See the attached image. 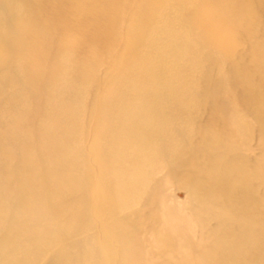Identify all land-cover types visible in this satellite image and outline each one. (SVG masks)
<instances>
[{"label": "bare ground", "instance_id": "bare-ground-1", "mask_svg": "<svg viewBox=\"0 0 264 264\" xmlns=\"http://www.w3.org/2000/svg\"><path fill=\"white\" fill-rule=\"evenodd\" d=\"M13 1L0 0V264H264V0H154L152 24L124 18L102 71L65 56L44 70L40 22ZM18 1L38 15L41 0ZM70 10L59 26L81 19ZM191 102L220 118L190 119ZM174 185L187 211L165 203Z\"/></svg>", "mask_w": 264, "mask_h": 264}, {"label": "rangeland", "instance_id": "rangeland-1", "mask_svg": "<svg viewBox=\"0 0 264 264\" xmlns=\"http://www.w3.org/2000/svg\"><path fill=\"white\" fill-rule=\"evenodd\" d=\"M56 1H57V3L59 4H57L56 3ZM63 1V2H62ZM41 0L40 1V3L39 4H37L38 5V12H37V14L38 15H35V16H31L30 15V13H29V9H30V7L26 4V3H24V2H22V1H18V0H16V1H13V2H11V3H9V2H6V5H5V8L8 10V12H9V14H11V15H13V16H15L16 18H18L19 17V19L21 18V20H29V21H33V20H39V22H40V27H39V31L42 33V35H43V43H44V46H43V50L41 51V55H39L40 57H38V59L40 60V65L42 66V68L44 69V70H48L49 68H52L53 66H55V63L56 62H59L60 60H58V59H60V58H62L63 56H65V60H64V57L62 58V60H63V62L64 63H66V64H68V65H72V66H75V67H79V66H81V65H85V64H87V63H94V64H97L98 65V68L100 69V71H102L103 69H101L100 68V66L103 68L104 66H109V64L112 62V60H113V58L116 56V54L118 53V52H120V50H121V47L120 46H122V48L124 47L123 45L124 44H122V41H123V43H124V38H126V29L124 28V26H125V24L127 23L126 21H127V19H129L128 17H130V18H133V19H135L136 21H137V27H139V28H141V27H143V26H145V25H147L146 23H151L152 24V22H150V19L151 18H149L150 16H148L149 14V11H147V7H150V6H152L153 4H154V0H133V2H132V0H125L126 2H124V0H111L110 2L109 1H107V0H105L106 1V3H105V1L104 0H102V2L100 1V0H72L73 1V4L71 3L72 1L70 0V1H68L67 0V2H68V4H67V2H66V0ZM100 1V2H99ZM117 1V2H116ZM119 1H121V2H119ZM128 1H131L132 3L130 4V2H128ZM142 1V2H141ZM55 2V3H54ZM64 2H66V3H64ZM75 2V3H74ZM82 2V3H81ZM93 2H95V3H93ZM105 3V5H104V3ZM129 3V5H127L128 3ZM139 2V3H138ZM141 2V3H140ZM146 2H148L147 4H146ZM33 3V2H32ZM63 3V4H62ZM91 3V6L92 7H96L97 6V8H95L94 10H93V8H89V9H86V8H88L89 7V4ZM108 3L110 4V5H108ZM114 3V4H113ZM119 3V4H118ZM151 3H152V5H151ZM42 4V5H41ZM62 4V5H61ZM79 4H80V6L82 5V7L84 8V7H86L85 6V4H88V7H86L85 8V10H84V12H83V8L82 7H78L79 6ZM95 5V6H93V5ZM100 4V5H99ZM103 4V5H102ZM120 4L122 5L121 7H120ZM126 4V5H125ZM141 4V5H140ZM148 4H150V5H148ZM8 5V6H7ZM11 5V6H10ZM64 5V6H63ZM98 5H99V7H100V9H99V7H98ZM138 5V6H137ZM142 5H144V6H142ZM32 6V5H31ZM57 6V7H56ZM60 6V7H59ZM67 6V7H66ZM90 6V7H91ZM102 6V7H101ZM109 8H108V7ZM125 6H127V7H125ZM132 7V6H134V7H132L133 9H135V11L133 10H130V9H132V8H130V7ZM147 6V7H146ZM77 7V8H76ZM104 7V8H103ZM106 7V8H105ZM121 8V10H120V8ZM142 7H143V9H142ZM146 7V8H145ZM66 8H67V10H68V12H67V10H66ZM79 9L80 11L82 10V16H81V19H76V20H78V21H75V19H73L72 21H71V23L70 24H73L72 26L70 25V27L68 26L69 24H66L67 26H59V25H62L61 23H63L64 22V24L63 25H65V21H66V23H67V21H68V16H70V14H69V12L71 11L70 9ZM82 8V9H81ZM27 9V10H26ZM55 9V10H54ZM58 9V10H57ZM60 9V10H59ZM140 9V10H139ZM190 8H189V6H188V4L186 3L185 5H183L182 6V8H181V13L184 15V16H188L189 14H190V10H189ZM48 10V11H47ZM88 10L91 12V11H93L92 13H90V14H88V15H86L87 14V12H88ZM97 10V11H96ZM130 10V11H129ZM47 11V12H46ZM62 11V12H61ZM66 11V12H65ZM78 11V10H77ZM86 11V12H85ZM103 11V12H102ZM105 11H106V13H105ZM111 11H114V12H111ZM120 12L119 14H117L118 12ZM122 11V12H121ZM24 12V13H23ZM42 12L44 13V14H42ZM52 12H53V14H52ZM64 12H65V14H64ZM109 12V13H108ZM110 12H111V15H110ZM128 12H130V16H129V13ZM147 12V13H146ZM86 13V14H85ZM134 13V14H133ZM58 14H59V16H58ZM83 14H84V17H83ZM92 14H94V18L92 17L93 15ZM101 14V15H100ZM105 14H106V16H105ZM117 14V15H116ZM122 14V19H120V15ZM126 14H127V16H126ZM25 15V16H24ZM67 17H66V16ZM92 15V16H91ZM108 15L110 16V17H108ZM113 15V16H112ZM116 17H115V16ZM18 16V17H17ZM44 16V17H43ZM47 16V17H46ZM65 16V17H64ZM98 16H99V18H98ZM24 17V18H23ZM87 17V18H86ZM88 17H90V19L91 18H93V21L94 22H96V23H94V25L96 24V25H98V24H100V22H101V24L102 23H104L103 25L104 26H102L101 24V27L98 25V26H94L93 24H91L92 23V19L90 20L91 22H87L88 20H89V18ZM95 17H96V20L98 21L99 20V22H97L96 20H94L95 19ZM119 17V18H118ZM127 18L126 20L124 19V18ZM86 20H85V19ZM104 18V19H103ZM109 18H111V20L109 19ZM116 18H118V19H120V20H118V22H117V20H116ZM57 19V20H56ZM64 19V20H63ZM100 19H102L101 21H100ZM114 19V20H113ZM124 19V20H123ZM47 20H48V22H47ZM81 20H82V23H81ZM115 20H116V22H115ZM264 17H263V19H262V24H263V26H264ZM50 21V22H49ZM75 21V22H74ZM83 21H85V26H86V28L84 27V25H83ZM111 21L112 23H109V22ZM60 22V23H59ZM73 22V23H72ZM78 22V23H77ZM86 22H87V25H86ZM105 22H106V24H105ZM121 22V23H120ZM125 22V23H124ZM51 23V24H50ZM55 23L57 24L56 26H59V27H61V31H60V28H58V27H56L55 26ZM89 23V24H88ZM108 23L110 24V27L108 28L107 27V25H108ZM53 24V25H52ZM77 24V25H76ZM78 24L80 25L79 26V28H78V30H77V26H78ZM116 24V25H115ZM118 24V25H117ZM120 24V25H119ZM114 25H115V27H114ZM93 26L94 27H96V30L98 29V30H100V28H101V30L100 31H96L95 29H92L93 28ZM120 26V27H119ZM45 28V30H44V28ZM53 27V28H52ZM73 27H75V28H73ZM90 27H91V29H90ZM100 27V28H99ZM103 27V28H102ZM52 28V29H51ZM71 28V30H72V28H73V30L75 31H72L71 32V30H68V32H69V34L67 33L66 34V37H64L65 35V31H66V29H70ZM118 28V29H117ZM120 28V29H119ZM122 28V29H121ZM124 28V29H123ZM41 29V30H40ZM65 29V30H64ZM83 29V30H82ZM111 29H112V31H111ZM115 29L116 30H118V31H115ZM62 30H63V32H62ZM80 30V32H78ZM90 30V31H89ZM93 30H95V32H91V31H93ZM106 30V31H105ZM110 30V33H108V31ZM124 32H123V31ZM38 31V32H39ZM48 31V32H47ZM51 31H52V33H51ZM59 33L58 35L56 34L57 32ZM60 31V32H59ZM81 31H83V32H81ZM103 31V32H102ZM74 32V33H73ZM85 32V33H84ZM96 32H97V34H96ZM101 32V33H100ZM61 33V34H60ZM81 33H82V35H81ZM89 33V34H88ZM106 34V36H107V33H108V35H109V37H107L108 39H109V41H108V39L105 37V35H103V34ZM115 33V34H114ZM117 33V34H116ZM63 34V35H62ZM84 34V35H83ZM98 34H100L101 35V37L98 35ZM114 34V35H113ZM45 35V36H44ZM70 35V38L68 37V36ZM72 35V36H71ZM76 35V36H75ZM110 35H112V37H111V39H110ZM122 35V36H121ZM83 36V37H82ZM115 36V37H114ZM120 36V37H119ZM105 37V38H104ZM45 38V39H44ZM98 40H97V39ZM112 38H114V39H116V40H118L119 38L121 39V41H120V39H119V41H117L116 42V40H114V39H112ZM118 38V39H117ZM107 39V40H106ZM45 40V41H44ZM68 40V41H67ZM115 41V44H117L118 42H121V44L122 45H120V43L118 44V45H116V46H114L115 44H114V41ZM81 41H82V44H81ZM88 41V42H87ZM90 41V42H89ZM113 43H112V42ZM68 42H69V44H68ZM108 42V43H107ZM78 43H80V45L78 44ZM83 43H85L84 45H83ZM89 45H88V44ZM91 43H92V46H93V49H94V47H95V49H94V51H93V49L91 50L89 47H91L92 48V46H90L91 45ZM93 43H94V45H93ZM98 44V46H96L97 44ZM111 43L113 44L112 46H111ZM96 44V45H95ZM65 45V46H64ZM68 45V46H67ZM73 45V46H72ZM87 45V46H86ZM77 46V47H76ZM84 47V49H86V50H84L83 49V47ZM101 46L104 48V46L106 47V48H104V50L106 51H104L103 49H101ZM117 46H119V48H120V50L117 52V50H118V48H116ZM45 47V48H44ZM65 47V48H64ZM67 47V48H66ZM76 47V48H75ZM81 49H80V48ZM87 47V48H86ZM96 47H97V50H96ZM114 47V48H113ZM60 48V49H59ZM89 48V49H88ZM29 50L31 49V48H28ZM54 51H53V50ZM82 49H83V51H82ZM103 50V51H101V50ZM107 49V50H106ZM69 51V53H68V51ZM89 50H91V51H89ZM111 50V51H110ZM53 51V53L51 54V52ZM56 51V52H55ZM97 51V52H96ZM81 52V53H80ZM87 52V53H86ZM117 52V53H116ZM54 53H57V54H55L54 55ZM66 53V54H65ZM82 53L84 54V55H82ZM90 53V54H89ZM63 54V55H62ZM115 54V55H114ZM58 55H60V56H58ZM82 55V56H81ZM94 55V56H93ZM101 55V56H100ZM91 56V57H90ZM56 57V58H55ZM59 57V58H58ZM90 57V58H89ZM97 57H99L98 59H99V61H98V59H97ZM52 58V59H51ZM58 58V59H57ZM83 58H84V60H83ZM93 58H95L94 60H93ZM74 61H73V60ZM91 60V62H90V60ZM42 60V61H41ZM61 62V61H60ZM87 62V63H86ZM46 63V64H45ZM74 63V64H73ZM85 63V64H84ZM47 65V66H46ZM51 65V66H50ZM40 66V67H41ZM48 67V68H47ZM46 68V69H45ZM97 69V68H96ZM193 69V70H192ZM191 72H195V70H194V68H191ZM234 94V96H236V97H238V93L237 92H235V93H233ZM22 104H23V107H24V109L25 110H27V111H29L30 113H36L38 110H39V108H40V103L38 104V103H36V101H34V100H32L30 97H27V98H25L24 100H23V102H22ZM39 105V106H38ZM186 108H187V112L189 113V115H188V117L190 118V119H192V120H195V121H197L198 123H204V124H208V125H210L211 127H212V123L214 122V120L213 119H215V118H218L217 117V114H216V109L214 108H209V109H205V108H203V107H201V106H199V104H196L195 102H191V103H188V105L186 106ZM202 108V109H201ZM240 108H242V107H240ZM200 109V110H199ZM211 109V110H210ZM210 110V111H209ZM211 111H213V112H211ZM211 112V113H210ZM200 113V114H199ZM220 118V117H219ZM211 120V121H210ZM216 120V119H215ZM221 120V119H220ZM200 121V122H199ZM210 123V124H209ZM218 127V126H217ZM166 200H165V203L167 204V205H173V206H175V207H177V208H179L180 210H183V211H187V209L188 208H190L191 206H192V201L190 200V198L188 197V194H187V192H186V190H185V188H183V187H181V186H175L174 185V187H172V188H170V195H168V196H166V198H165Z\"/></svg>", "mask_w": 264, "mask_h": 264}]
</instances>
